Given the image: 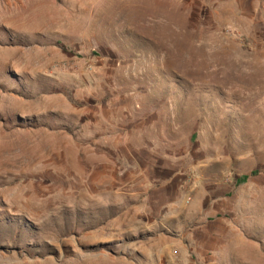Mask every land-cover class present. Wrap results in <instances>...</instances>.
Here are the masks:
<instances>
[{
    "label": "rangeland",
    "instance_id": "obj_1",
    "mask_svg": "<svg viewBox=\"0 0 264 264\" xmlns=\"http://www.w3.org/2000/svg\"><path fill=\"white\" fill-rule=\"evenodd\" d=\"M0 264H264V0H0Z\"/></svg>",
    "mask_w": 264,
    "mask_h": 264
},
{
    "label": "trees",
    "instance_id": "obj_2",
    "mask_svg": "<svg viewBox=\"0 0 264 264\" xmlns=\"http://www.w3.org/2000/svg\"><path fill=\"white\" fill-rule=\"evenodd\" d=\"M257 174V172H253L252 175H255ZM249 179V176H244L240 181L239 183H245L247 180Z\"/></svg>",
    "mask_w": 264,
    "mask_h": 264
}]
</instances>
